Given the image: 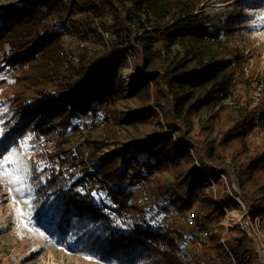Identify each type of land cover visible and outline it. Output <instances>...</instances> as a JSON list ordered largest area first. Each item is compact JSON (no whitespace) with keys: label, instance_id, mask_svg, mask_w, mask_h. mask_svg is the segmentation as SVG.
<instances>
[{"label":"trees","instance_id":"1","mask_svg":"<svg viewBox=\"0 0 264 264\" xmlns=\"http://www.w3.org/2000/svg\"><path fill=\"white\" fill-rule=\"evenodd\" d=\"M201 1L83 0L90 14L88 20L87 15H82L81 23L85 26L82 36L86 35L87 26L92 25L88 30L102 46L93 56L82 55L77 66L66 70L62 69L59 55L62 32L57 26L45 23L60 0L0 4V70H24L22 92L17 88L13 94L18 95L12 106L13 118L6 123L0 138V156L7 143L26 132L41 138L47 149L38 151L29 165L34 189L31 209L35 215L48 218V223L54 224L61 234L71 230L81 232L85 245L88 241L101 258L117 259L123 264H184L176 254L178 242L185 239L181 230L172 222L152 228L146 210L134 195L136 182L154 170H167L173 165L172 175L178 182H186L187 187L182 195L170 190L168 204L184 211L196 202L193 222L204 229V223L225 200L220 197L219 206L213 208V202L207 198L197 199L196 189L203 180L193 160L212 179L225 177L230 188L225 194L228 200L238 196L231 186L240 187L239 172L257 174L264 167V150L254 148L248 154L244 139L253 133L256 125L264 127V67L262 74L252 69L248 56L233 43L239 20L232 12L222 18H217L220 14H198L195 11ZM106 12L112 19L109 25L106 20H100ZM92 16L99 18L101 29L109 33L107 39L94 27L89 19ZM135 24L144 30L138 38ZM158 39L159 47L155 46ZM178 40L184 43V49L182 56L175 58L172 46ZM131 44L139 45L136 59L143 76L130 86L126 95L143 96L144 101L151 99L153 107L164 116L161 127L144 139L124 137L116 128L119 120L145 121L151 111L147 107L140 113L117 115L116 99L123 92L122 78L117 72L131 55L128 52ZM259 57L260 54L256 67ZM146 80L154 81L155 87L150 90ZM184 86L203 87L204 95L190 103L187 101L190 93L175 90ZM257 88L261 92L258 102H254L248 94ZM233 92L240 93L244 99L226 103L224 99ZM23 93L29 94V98ZM203 105L212 106L214 116L225 115L228 119L227 129L213 142L190 134L179 119L180 109L183 113H193ZM100 110L102 120L92 127L98 132L97 137L86 136L87 144L95 147V151L83 162L82 156L73 154L66 146L70 142L68 133L77 129L74 117L95 116ZM229 141L242 147L243 161L237 166L226 160L224 154ZM104 148L110 149L109 152L99 154ZM190 150L194 156H190ZM76 162L81 164L80 171L70 172ZM65 178L71 181V187L63 190ZM246 209L253 218L256 216L254 206L246 203ZM218 212L222 217L223 212ZM126 219L131 220L130 224ZM119 222H126V227ZM207 242L223 263L234 264L233 257L238 263L244 252L258 255L256 243L246 231L231 237L220 227L209 235Z\"/></svg>","mask_w":264,"mask_h":264},{"label":"rangeland","instance_id":"2","mask_svg":"<svg viewBox=\"0 0 264 264\" xmlns=\"http://www.w3.org/2000/svg\"><path fill=\"white\" fill-rule=\"evenodd\" d=\"M17 1L0 0V4ZM52 4L54 5V3ZM125 5L129 6L128 3H125ZM241 7H244V9ZM68 11L66 8L63 9L61 2H56L45 23L58 27L62 23L60 21H63L66 16H69V20L78 17L77 19L82 21L84 13L81 15ZM195 12L198 14L205 13L208 16L220 14L217 18H222L221 16H224L225 13L232 12V16L239 20L237 23L239 29H237L232 41L239 50L248 56L249 66L262 74V68L264 67V0H202ZM88 14L90 12H87V20ZM108 14L106 12L100 20H106L105 23L109 25L112 23V19ZM89 19L93 20V24L100 25L99 18L92 16ZM87 27H92V25ZM88 28L84 36L86 42L82 55L86 54L90 57L100 50L102 43ZM151 30L150 28L148 31L151 32ZM143 34L144 30L136 25V38ZM60 42L61 49L63 45L68 43H70L69 46L73 45L64 35H60ZM160 45L161 41L158 39L155 46L159 47ZM137 46L139 45H130L128 50L131 52V57L117 72L122 78L123 92L117 96L116 111L118 116L119 114L126 116L131 112L140 113L147 107H151V111L145 121L136 119L133 122H123L119 120L116 128L124 137L144 139L150 137L153 131L161 127L164 116L161 111L153 107L151 99L144 101L143 98L145 97L143 96L126 95L130 86L138 82L143 76L136 59L137 55L140 54ZM183 49L184 43L178 40L172 46L173 56L180 58ZM258 54H260L259 64L256 67L255 61ZM129 70L133 72L130 75L132 77L122 76L124 72L129 73ZM22 71L24 70L20 68L0 70V133H2L0 138L3 137V132L6 130V123L13 118L12 106L15 105L14 100L18 96L14 97L13 94L17 88L19 92H22L24 86ZM146 84L150 90L155 87L154 81L146 80ZM260 89L257 88L251 91L248 97L253 99L254 102H258ZM175 90L190 93L191 96L187 98L190 103L204 95L203 87L184 86L183 88L175 87ZM53 91L54 86L51 87V92ZM240 95V93L233 92L224 100L226 103L232 104L244 99ZM23 96L29 98L30 95L23 93ZM213 112V107L209 105L197 107L193 113H183L180 109L179 119L187 127L190 134H197L202 139L213 142L227 129L229 124L225 115L214 116ZM101 120V110L95 116L88 115L73 118V123L77 126V129H72L68 133L70 142L66 146L71 149L73 154L79 157L82 156L83 162L89 160L92 150L95 151V147L91 144L88 145L86 139L87 137H97L98 132L92 130V127L99 124ZM163 130L165 131V126ZM171 136L172 140H175L174 135L171 134ZM244 139L248 147L246 150L248 154L254 148L264 150V127L256 125L253 133L247 135ZM15 140L7 143V147L0 156V264H123L117 259L101 258L94 247L88 244V241L85 245L81 232L71 230L68 233L61 234L54 224L48 223V218L35 215L30 206L34 189L30 184L29 165L31 158H36L35 154L38 151H45L47 148L41 138H36L29 132L17 136ZM241 149L242 147L235 141L226 143L224 146L226 160L237 166L240 161H243L242 156H240ZM101 150L102 152L99 154H106L110 149L104 148ZM192 151L190 150V156H194ZM4 157H8V159L6 160ZM195 162H197L196 159L193 160V165L196 172H198L201 169L198 162L196 167ZM89 164L90 161L87 165ZM80 167L81 164L76 162L75 166L70 167L69 170L73 173L79 172ZM172 170L173 165H170L167 170H154L151 175L137 181L133 191L138 204L146 210L148 224L152 228H160L164 224L172 222L181 230L185 239L178 242L179 249L176 254L183 263L227 264L216 256L215 250L208 246L207 239L210 234L218 231L220 227L231 237L238 236L246 231L245 224L247 223L249 231L246 232L255 241L258 255L254 257L249 252H244L238 258V263H235V260H237L235 257L231 261L234 264H264V167L257 174L248 171L239 172L240 187L232 184L231 190L244 198L245 201H241V204L238 202L241 199L237 196L229 200L225 199V194L230 188L224 176L221 177L220 175L219 180L212 179V181L206 182V179L198 172L203 182L196 189L198 191L197 199L207 198L213 202V208L219 206L220 197H224L225 200V204L220 205L221 207L218 210L215 209L211 217L204 223V229H201L194 222H187V211L191 208L196 209V202L192 204L191 208L184 211H179L168 204L170 190L182 195L187 187L186 182L181 183V181L178 182L174 178L171 173ZM65 174L68 176L67 172ZM72 178L75 177L72 176ZM70 187L71 181L66 178L63 179L61 188L65 190ZM246 203L248 206L255 207L256 216L254 218L248 213ZM219 210L223 212L222 217L219 215ZM126 221L128 224L131 222L130 219H126ZM127 223L119 222L123 228L126 227ZM220 243L229 254L223 240ZM134 264L145 263L137 262Z\"/></svg>","mask_w":264,"mask_h":264},{"label":"built area","instance_id":"3","mask_svg":"<svg viewBox=\"0 0 264 264\" xmlns=\"http://www.w3.org/2000/svg\"><path fill=\"white\" fill-rule=\"evenodd\" d=\"M60 2L63 5V9L66 8L68 9L70 13H75V14H85L87 15V10L83 6V0H60ZM78 18V17H77ZM77 18H73L72 20H69V16H66L63 21H60V25L58 28H60L62 35L66 36L68 38V41L71 42L73 45L69 46L68 43L67 45H63L62 49L59 52V55L62 59V69L66 70L70 66H77L82 58V51L85 48V42L86 38L82 36L84 34V29L85 26L79 21ZM94 27L97 29V31L104 37V39H107L109 37V33L105 32L101 29L100 25L97 23L94 24ZM129 52V50H128ZM131 57L130 53L127 57L128 59ZM131 73V74H129ZM129 73L124 72L126 77L132 75V71ZM122 74V76H123ZM128 78V79H129ZM196 167L198 166L197 162H195ZM198 172L206 179V182L212 181V178L206 173L204 170H198ZM223 175H221L222 177ZM236 197V196H235ZM239 198V196H237ZM239 200V199H238ZM241 204V200L238 201ZM244 207V206H243ZM195 211L193 208L189 209L187 211V222L191 223L193 222ZM246 223V222H245ZM246 226V231H249V228L247 226V223L245 224Z\"/></svg>","mask_w":264,"mask_h":264},{"label":"snow or ice","instance_id":"4","mask_svg":"<svg viewBox=\"0 0 264 264\" xmlns=\"http://www.w3.org/2000/svg\"><path fill=\"white\" fill-rule=\"evenodd\" d=\"M0 135H2V133H0ZM4 159H6V160H7V159H8V157H4Z\"/></svg>","mask_w":264,"mask_h":264},{"label":"bare ground","instance_id":"5","mask_svg":"<svg viewBox=\"0 0 264 264\" xmlns=\"http://www.w3.org/2000/svg\"><path fill=\"white\" fill-rule=\"evenodd\" d=\"M123 76H125V74H123Z\"/></svg>","mask_w":264,"mask_h":264}]
</instances>
